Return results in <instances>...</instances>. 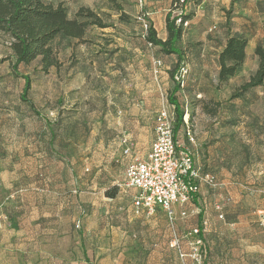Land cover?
<instances>
[{
    "label": "rangeland",
    "instance_id": "374dc122",
    "mask_svg": "<svg viewBox=\"0 0 264 264\" xmlns=\"http://www.w3.org/2000/svg\"><path fill=\"white\" fill-rule=\"evenodd\" d=\"M53 1L56 4L63 2L71 17L81 6H86L113 25L91 27L85 41H63L59 48L61 66L53 68L50 73H44L38 61L28 66L21 65L15 72L11 66L12 49L8 38L0 33V59H4L0 62V152L3 150L1 143H12L13 133L16 134L10 121L15 120L13 110L27 102L22 99L25 87L23 75H29L34 85L27 94L29 101L45 112L58 135L68 137V133L72 132L79 139V148H75L79 151V171L83 173L84 180L90 179L79 190L83 192L79 230H82L83 222L93 225L101 222L104 231L101 236L105 244H113V239L117 244L126 238L147 251L156 250L157 245L166 247L170 242V230L165 213L158 209L152 214L137 216L132 207L135 190L126 184L129 161L133 156L143 158L147 142H151L155 135L154 128L148 127L147 123L155 125L156 116L142 110H132L145 106L151 108L152 104L146 105L145 96L154 93L155 89L159 93L160 103L163 102L154 78L156 85H152L154 68L153 73L150 72L151 65L158 59L163 63H172L170 69H162L167 77L162 89L167 96L175 85L171 70H176L181 63H188L191 69L192 64L196 63L197 70L201 71L199 63H206L207 78L199 84L189 75L190 81L185 89L197 138V145L192 146L188 142L187 145L195 152L202 170L215 174L220 186L209 189V195L213 197L211 202H204L201 196L196 208L199 212L192 222L199 224L201 213L202 222L207 221V233L217 241L223 236L234 238L249 234L242 228L245 222L240 219L250 221L259 218L257 200L263 199V192L259 190L264 189V101L258 99V92H248L244 98L237 99H231V94L255 70L258 63L255 54L249 55L245 70L230 83L218 88L215 51L205 61L194 55V51H187L182 60L174 55L165 62L164 53L159 48L147 45L141 36L142 29L146 30V18H149L146 12L152 5H164L166 0ZM188 3L184 8L185 13L189 12ZM117 4L129 13L127 21L119 19ZM171 6L172 1L169 8ZM162 14L153 16L159 35L165 31V17ZM225 15L232 17L235 13L231 9L226 10ZM189 27L185 28V44L188 48H196L202 41L194 44V41L188 40ZM206 30L210 33L215 28ZM259 90L264 91V86ZM209 109L211 113L207 111ZM77 111L79 126L67 128L65 120L73 118ZM3 122H7L8 132H2ZM127 135L135 143L133 156L124 153L122 139ZM66 151L73 149L67 148ZM91 179L97 184L95 188H91ZM228 181L232 185L226 188ZM107 191L115 196H108ZM217 204L222 205L221 211L217 210ZM220 213L223 214L222 218L219 217ZM238 215L244 217L236 221ZM231 221L234 223L230 224ZM254 224L255 228L249 235L264 238L260 224ZM122 247L123 244L119 248Z\"/></svg>",
    "mask_w": 264,
    "mask_h": 264
},
{
    "label": "crops",
    "instance_id": "0c3cea01",
    "mask_svg": "<svg viewBox=\"0 0 264 264\" xmlns=\"http://www.w3.org/2000/svg\"><path fill=\"white\" fill-rule=\"evenodd\" d=\"M171 1L166 0L164 5H152L146 12L149 16L146 19H150L154 26L153 16L163 13L165 31L163 35L158 34L162 39L167 38L166 17ZM149 3L154 4V2ZM187 7L188 13H192L187 38L191 42L194 41V44L199 41H202V44L197 45L196 48H188L184 34L185 54L187 51L188 53L194 51V55L200 56V60L205 61L208 55L215 51V57L218 58V53L230 35L244 33L250 37L247 60L243 67L245 70L249 55L254 53L257 43L259 41L264 43V0H189ZM231 9L235 16H226V10ZM125 12L128 13L126 10ZM228 19L230 26L227 25ZM207 28L209 30L215 28V31L209 33ZM145 32L146 30L142 29V37ZM145 42L147 43L146 40ZM174 55L164 54V61L167 62L168 58ZM202 57L204 58L201 59ZM171 64L162 62L158 77L155 73L154 77L152 76V85H156V82L160 90L162 84L165 86L167 77L162 69H170ZM257 66L258 63L255 70ZM154 67L151 65V73ZM200 69L201 71H198L197 64L193 63L190 74L192 80L199 84L207 78L208 65L199 63ZM216 70L218 81V62ZM263 86L253 88L249 92H258V99L264 101V91L259 90ZM158 96L157 89L152 94L147 93L145 102L146 105L152 104L151 108L139 107L140 109H134L132 112L142 110L143 113L157 116L162 106ZM34 105L37 107L36 104ZM13 112L15 120L12 119L10 122L16 134L12 132V143H1L3 150L0 152V206L8 215V222L4 227H0V264H182L178 252L171 248L169 243L166 247L157 245L156 250L147 251L135 241L126 238L117 244L115 239L113 244L110 242L105 244L101 236L104 232L101 222L97 225L83 222V228L79 230L77 227L79 208H82L81 202H83V192L79 190L86 180L87 182L90 180H84L83 173L79 171L77 159L79 151L75 149L79 148V139L75 138L72 132L68 133V137L57 133L53 136V129L56 130V127L45 112L38 107L35 110L27 102ZM6 124L7 122H3L1 125L3 133L9 131ZM65 124L68 125L67 128L79 126V111L73 118H67ZM147 124L155 130L156 118L155 125ZM151 143L152 140L147 142L143 158L147 155ZM67 148L73 151L68 152ZM226 184V188L232 185L229 181ZM96 185L94 179H91V188H95ZM209 189L212 188L203 186L201 194L196 197L195 204L191 208L194 214L187 220L178 222L179 232L200 226L201 213L199 224H194L192 218L199 212L196 208L201 196L204 202L213 200L209 195ZM259 191L263 192L261 194L263 199L257 200L260 209L257 211L259 218L250 221L240 219L241 222H245L242 228L245 232L249 231V234L255 228L254 222L260 224L261 213L264 212V189ZM242 217L244 215H238L236 221ZM202 230L199 236L203 237L209 248V254L202 264H264L263 237L249 234L234 238L223 236L217 241L207 233V227ZM121 244L123 247L119 248ZM186 249L189 250L188 246ZM186 263L196 264L190 257L187 258Z\"/></svg>",
    "mask_w": 264,
    "mask_h": 264
},
{
    "label": "trees",
    "instance_id": "16d2710c",
    "mask_svg": "<svg viewBox=\"0 0 264 264\" xmlns=\"http://www.w3.org/2000/svg\"><path fill=\"white\" fill-rule=\"evenodd\" d=\"M188 2L189 0H185L184 3L180 0H172V6L166 17V39L158 36V32L150 19L145 24L144 37L147 43L159 48L165 55H177L179 60L185 56L183 37L187 27L184 23L191 19L192 13L184 12L182 22L177 23L176 10L181 7L184 9ZM116 8L119 19L127 21L129 15L123 6L117 4ZM112 25L107 23L98 12L86 6H81L76 15L71 17L63 2L56 4L53 0H0V33L8 38L12 49L11 66L15 72H18V67L21 65L28 66L38 61L40 69L44 73H50L53 68H60L61 66L59 48L63 41H85L91 27L106 28ZM227 25L230 26V19H228ZM249 41L250 37L244 33H236L228 37L217 58L219 66L218 88L230 83L243 70L247 60ZM254 54L258 60L257 69L234 89L231 99L244 98L251 89L264 85L263 42L257 43ZM3 60L0 59V62ZM176 70H171L173 80ZM23 77L25 78V87L22 99L29 102L35 109L34 103H31L27 98L32 87V79L29 75H23ZM174 83L171 93L168 94V100L176 106V130H178L183 121V112L177 97L179 85L175 80ZM207 111L212 112L210 109ZM56 133L57 129H53V136ZM107 195L115 196L111 191H107ZM200 227L201 229L204 228L203 222L200 223Z\"/></svg>",
    "mask_w": 264,
    "mask_h": 264
},
{
    "label": "built area",
    "instance_id": "2783aa9c",
    "mask_svg": "<svg viewBox=\"0 0 264 264\" xmlns=\"http://www.w3.org/2000/svg\"><path fill=\"white\" fill-rule=\"evenodd\" d=\"M184 12L182 7L176 10L177 23L182 22ZM184 24L187 27L189 21ZM154 66V73L158 77L162 61L158 59ZM190 70L188 63H181L174 73L183 112L180 128L176 130V106L169 102L168 96L161 89L163 102L156 116L155 135L147 155L144 158L133 156L135 143L128 135L123 137L122 145L124 153L133 156L126 169V184L135 190L132 195L134 213L138 216L162 210L170 230L169 246L178 252L182 264H187L188 257L196 264H202L209 254V248L203 237L199 236L201 227H192L181 235L178 222L194 214L191 208L203 186L216 188L220 183L215 174L202 170L195 152L187 145V142L192 146L197 145L192 111L185 94ZM216 208L221 211L222 205L217 204ZM219 217L222 218L223 214L220 213ZM7 222L8 215L0 206V227H4ZM203 224L206 228L207 221ZM260 224L264 231V212L261 213Z\"/></svg>",
    "mask_w": 264,
    "mask_h": 264
}]
</instances>
